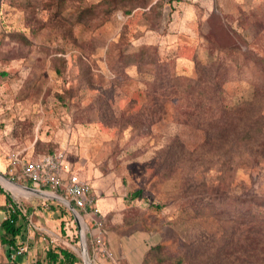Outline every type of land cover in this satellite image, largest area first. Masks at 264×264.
<instances>
[{
	"label": "rangeland",
	"instance_id": "obj_1",
	"mask_svg": "<svg viewBox=\"0 0 264 264\" xmlns=\"http://www.w3.org/2000/svg\"><path fill=\"white\" fill-rule=\"evenodd\" d=\"M100 1L69 0L47 22L42 1L16 9L0 0V163L17 149L35 158L63 151L99 203L109 201L100 212L105 229L123 221L115 229L120 264L156 243L164 259L147 264L180 255L182 264H264V157L250 155L262 132L255 124L250 143L237 140L226 152L207 123L205 86L218 70L224 98L251 100L264 115V0H148L106 20L98 6L94 27L71 23L74 10ZM141 49V68L126 63ZM0 175L16 181L8 166ZM137 189L138 197L125 196ZM36 204L34 219L54 217L40 200H22ZM56 205L57 220L46 226L52 244L76 251L77 264L85 252L99 264L87 217L82 251L73 211Z\"/></svg>",
	"mask_w": 264,
	"mask_h": 264
},
{
	"label": "trees",
	"instance_id": "obj_2",
	"mask_svg": "<svg viewBox=\"0 0 264 264\" xmlns=\"http://www.w3.org/2000/svg\"><path fill=\"white\" fill-rule=\"evenodd\" d=\"M37 1L44 2L45 7L43 8L51 10L50 19L45 20L47 22L60 19L59 17L69 7V0H6L9 5L16 7V9L29 8L30 6H34ZM147 1L148 0H101L91 6L88 5L74 10L70 14V16H72L71 23L94 27L98 24L94 23V17H96L94 9L98 6L103 8L102 16L103 20H106L110 16L111 11L115 9H122L124 13L128 14L137 5H145ZM13 37L24 43L28 42L27 37L20 32H15ZM234 49H236V47H231L229 50L233 51ZM144 52L145 49H141L132 55L125 54L126 63H134L138 69L141 68V58ZM151 59L153 60L151 62L155 61L154 58ZM79 68L81 70L80 74L83 76L86 70L82 62H79ZM3 74L5 73H2V75ZM205 86L210 91L212 99V102H210V105L207 107L210 113L207 118V123L212 130V134L215 135V139H220L219 142L226 147L225 151L228 152L227 150H232V148L235 147L234 144H236L237 140L250 143L251 136L253 135V126L256 124L259 126V131L262 132L261 147L256 149L254 153L251 152L250 155L253 156V160H257V156L264 157V115L252 112L251 106L253 102L251 100L232 101L224 98L218 70L211 74L209 79L205 82ZM255 92L256 91H254V95ZM240 120L242 125L239 124ZM240 126L242 128H240ZM140 193L141 190L137 189L129 192L126 196L127 198L134 199L138 197ZM64 209L68 211L66 207ZM10 215L13 217L12 221L10 220L11 217H6L0 222V230L2 231L0 239L4 243L13 245L15 244L16 236L20 233V226H17L14 221L17 216L16 213L12 212ZM87 237H89L88 233H86V238ZM162 249L163 246L161 243L150 246L148 252L146 251V253H144L140 264H147L149 262L158 263L162 261L164 259L163 255L160 254ZM174 260L173 264H182L183 257L181 255L176 256ZM78 262H80V258L72 248L49 246L44 250L42 256L36 258L34 264H76Z\"/></svg>",
	"mask_w": 264,
	"mask_h": 264
},
{
	"label": "crops",
	"instance_id": "obj_3",
	"mask_svg": "<svg viewBox=\"0 0 264 264\" xmlns=\"http://www.w3.org/2000/svg\"><path fill=\"white\" fill-rule=\"evenodd\" d=\"M20 153V157H22L25 160H29V159H33L35 158L34 156H30L24 152L23 149H17ZM7 162H9V157L7 155ZM9 163H0V170L1 168H3L4 166H8ZM71 166V165H70ZM73 168L71 167V171L73 172L74 170H72ZM75 173V172H74ZM81 178V177H80ZM83 179V178H82ZM9 181V180H8ZM13 184H7L5 186L10 187V189H12V191L14 192V194L10 195V193L6 194L5 191L3 190V188L0 186V205H4L3 210L5 212V217H11L10 213L14 212L16 213V218H15V224L17 226H20V233L19 235L16 236L15 238V244L10 245L7 243H4L1 241L0 239V264H11L8 261V255L11 251V249L13 247H17L18 245H22L25 247L24 252L19 255L16 256L14 258V262L15 264H34L35 260L37 257L42 256V254L44 253V250H46L47 247L49 246H55L52 244V240H51V236L50 234L53 233L52 231H50L46 226H51L54 224V222H56L57 218H55V215H57L56 210L54 209L57 205L56 204H61L62 208H65L64 204L62 202H60L59 200L53 198L52 196H50V192L49 190L40 187L39 185H37L36 183H33L29 180H16L15 182L10 181ZM94 191V190H93ZM126 196V195H125ZM124 196V199H125ZM22 200H25L26 202L33 204V201H41L42 205H46L48 209H52V213L54 217H52V219L50 218H46V215H43L44 218H37L34 219L33 215L37 214V211L34 209H37V206L39 204H36V208H33L32 205H28V207H23L22 206ZM108 202V206L110 205L109 201ZM38 203V202H37ZM96 204L100 209V212L102 214H106L108 210V206L106 205H102L99 203V198L96 196ZM11 217V221H12ZM74 219V218H73ZM114 225H112L109 221L104 222L106 223L107 226H109L110 228H106L104 227V235H105V239H106V244L109 248V250L113 253L114 257L117 259L118 264H120V260H121V254L120 251L123 249L125 251V249L123 248V246L119 247L117 249V245H116V241L118 244H120V242L122 243L121 237L118 235V232L115 231V229H119L117 227H121V225L123 224V221L119 222V220L114 219ZM75 221V219H74ZM111 224V225H110ZM81 225V224H80ZM84 231L83 236L85 237V230H86V224L84 223ZM82 229V227H81ZM1 231V230H0ZM92 232V231H91ZM91 232H87L88 235L91 234ZM2 234V231L0 233V235ZM38 234V239L40 243H37V241H34V237ZM54 234V233H53ZM52 234V235H53ZM42 235V236H41ZM120 238H119V237ZM48 238V240H47ZM120 241V242H119ZM95 250V247L93 249V251ZM96 251V250H95ZM140 251L141 249L138 250L137 255H135V259L133 260L132 258L128 261H126V264H135L136 260H137V264L141 263L142 257L144 255V253L146 252V250L144 251V253L142 254V256L140 257ZM135 262V263H134ZM99 264H115L113 260L107 259L105 257L99 259ZM125 263V262H124ZM77 264V263H76Z\"/></svg>",
	"mask_w": 264,
	"mask_h": 264
},
{
	"label": "built area",
	"instance_id": "obj_4",
	"mask_svg": "<svg viewBox=\"0 0 264 264\" xmlns=\"http://www.w3.org/2000/svg\"><path fill=\"white\" fill-rule=\"evenodd\" d=\"M8 163V173L11 179L29 180L36 183L49 190L50 196L62 202L67 209L75 212L84 223L83 216H86L89 222L87 232L92 231L89 236L93 239L97 254L110 258L115 264H118L106 244L103 217L96 204L93 188L90 182L71 172L63 151L44 153L29 160L23 159L19 152L14 151L9 154ZM69 205L72 206L71 209ZM24 250L25 247L22 245L13 247L8 255V261L15 264L14 258L21 255Z\"/></svg>",
	"mask_w": 264,
	"mask_h": 264
},
{
	"label": "water",
	"instance_id": "obj_5",
	"mask_svg": "<svg viewBox=\"0 0 264 264\" xmlns=\"http://www.w3.org/2000/svg\"><path fill=\"white\" fill-rule=\"evenodd\" d=\"M69 208L71 209L72 206L69 205ZM73 213H74V219L76 221L78 229L80 230L81 248H82V251H83V243H85V239H84V236H83V233H82V229H81V225H80V221L78 219V216H77V214L75 212H73ZM82 258H83L84 264H90V258L88 257L87 252L83 253Z\"/></svg>",
	"mask_w": 264,
	"mask_h": 264
},
{
	"label": "bare ground",
	"instance_id": "obj_6",
	"mask_svg": "<svg viewBox=\"0 0 264 264\" xmlns=\"http://www.w3.org/2000/svg\"><path fill=\"white\" fill-rule=\"evenodd\" d=\"M0 182H2L4 185H7V184H13V183H11L10 181H8L7 179H5L4 177H2L1 175H0ZM78 216V215H77ZM80 217L78 216V219H79ZM79 221L81 222V223H83V221H81V219H79ZM83 250H84V245H83Z\"/></svg>",
	"mask_w": 264,
	"mask_h": 264
}]
</instances>
